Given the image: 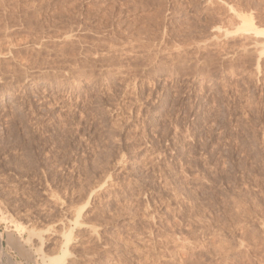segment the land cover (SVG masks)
<instances>
[{"label":"rangeland","instance_id":"obj_1","mask_svg":"<svg viewBox=\"0 0 264 264\" xmlns=\"http://www.w3.org/2000/svg\"><path fill=\"white\" fill-rule=\"evenodd\" d=\"M243 16L264 0H0V264H264Z\"/></svg>","mask_w":264,"mask_h":264},{"label":"bare ground","instance_id":"obj_2","mask_svg":"<svg viewBox=\"0 0 264 264\" xmlns=\"http://www.w3.org/2000/svg\"><path fill=\"white\" fill-rule=\"evenodd\" d=\"M209 1V0H208ZM219 1H221V0H219ZM232 2V1H231ZM215 3V2H214ZM223 3V2H222ZM226 3V2H225ZM234 4V3H233ZM236 4V3H235ZM221 5V4H220ZM228 5V4H227ZM231 7V6H230ZM213 8V7H212ZM231 9V8H230ZM231 10H233V9H231ZM235 13V12H234ZM238 15H240V16H242L241 14H240V11H239V13H237ZM242 19H243V24H244V27H243V31H245V33L246 32H251V31H254L255 32V34H259V35H263L264 36V29H255V28H253V24H252V21L250 20V19H248L247 17H245V16H243V17H241ZM264 55V52H262L261 53V55ZM88 204V203H87ZM84 216L82 215V211H79L78 212V214H77V216H76V220H75V226H77V227H81V228H86L87 229V231L88 232H90L93 236H94V233L95 232H97V231H95V229L91 226H88V225H82V223H81V219L83 218ZM97 229V228H96ZM18 231H20L19 229H18ZM22 231V230H21ZM23 232L24 231H22V233L21 232H19V233H21V234H23ZM86 232V231H85ZM18 233V234H19ZM32 233H34V232H32ZM81 234V233H80ZM34 235V234H33ZM81 236V235H80ZM40 238H41V236H40ZM71 238H72V232L70 233V236H68L66 239V243H65V248L67 247V246H69V244H70V241H71ZM37 239H39V236L37 237ZM41 241H43L42 240V238L40 239ZM80 240V239H79ZM41 241H39V242H41ZM42 243V242H41ZM189 243V242H188ZM2 244V236H0V245ZM68 248V247H67ZM2 249V248H1ZM67 250V249H66ZM218 250H219V248H218ZM224 250V249H223ZM229 252V251H228ZM63 253H64V255L62 256H58V257H54L53 258V260H56V261H58V262H66L65 261V257L68 255V253H67V251H63ZM219 253V252H218ZM226 253V252H225ZM224 253V254H225ZM71 254V253H70ZM223 254V255H224ZM222 255V254H221ZM226 256H228L227 254H226ZM42 258L45 260V257H43L42 256ZM68 258V257H67ZM52 260V261H53ZM187 261V260H186ZM191 262V261H190Z\"/></svg>","mask_w":264,"mask_h":264}]
</instances>
